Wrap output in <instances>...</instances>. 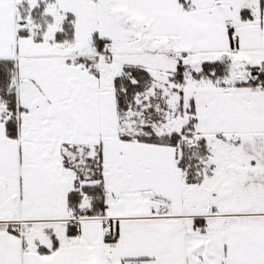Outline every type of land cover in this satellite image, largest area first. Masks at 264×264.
I'll use <instances>...</instances> for the list:
<instances>
[{
	"label": "snow or ice",
	"instance_id": "1",
	"mask_svg": "<svg viewBox=\"0 0 264 264\" xmlns=\"http://www.w3.org/2000/svg\"><path fill=\"white\" fill-rule=\"evenodd\" d=\"M0 264H264V0H0Z\"/></svg>",
	"mask_w": 264,
	"mask_h": 264
}]
</instances>
